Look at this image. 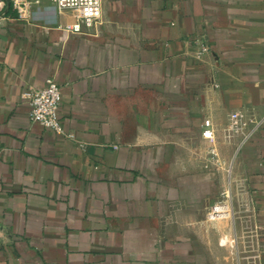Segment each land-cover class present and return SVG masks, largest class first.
I'll use <instances>...</instances> for the list:
<instances>
[{
  "label": "crops",
  "instance_id": "obj_1",
  "mask_svg": "<svg viewBox=\"0 0 264 264\" xmlns=\"http://www.w3.org/2000/svg\"><path fill=\"white\" fill-rule=\"evenodd\" d=\"M38 1L0 27V264H264V0H101L80 33ZM48 78L71 138L30 120Z\"/></svg>",
  "mask_w": 264,
  "mask_h": 264
},
{
  "label": "built area",
  "instance_id": "obj_2",
  "mask_svg": "<svg viewBox=\"0 0 264 264\" xmlns=\"http://www.w3.org/2000/svg\"><path fill=\"white\" fill-rule=\"evenodd\" d=\"M54 7L58 10L72 9L79 13L78 21L65 28L67 33H80L81 29L92 27L101 17V0H52ZM39 4L38 0H0V27L8 20H15L19 23H30L32 20L33 8ZM209 52L207 45H200L196 52L197 59L203 58ZM22 98L29 101L30 120L52 131L56 135H64L71 138L70 134L64 133L60 122L59 109L61 104L60 87L52 78L45 81L39 89L28 88L22 93ZM232 130L244 125L239 113L231 114ZM205 122V126H208ZM205 139H212V131L205 129L202 133ZM222 196L227 199L226 193ZM216 218L230 216V207L226 200H221L212 208Z\"/></svg>",
  "mask_w": 264,
  "mask_h": 264
},
{
  "label": "rangeland",
  "instance_id": "obj_3",
  "mask_svg": "<svg viewBox=\"0 0 264 264\" xmlns=\"http://www.w3.org/2000/svg\"><path fill=\"white\" fill-rule=\"evenodd\" d=\"M234 198H239L240 202L242 201L240 191L235 193ZM236 221L239 225H242L243 231L240 233L239 230V234L237 235L234 230V220L231 222H226L225 224L227 226V233L223 240L225 241V247L231 251L232 255H234V251L236 252L238 263L241 261V259L244 263H247V261L251 260L250 258L253 255L252 239L249 231L247 211L244 210L243 212L238 213Z\"/></svg>",
  "mask_w": 264,
  "mask_h": 264
}]
</instances>
